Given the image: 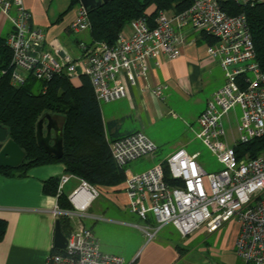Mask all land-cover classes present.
<instances>
[{
    "label": "built area",
    "instance_id": "1",
    "mask_svg": "<svg viewBox=\"0 0 264 264\" xmlns=\"http://www.w3.org/2000/svg\"><path fill=\"white\" fill-rule=\"evenodd\" d=\"M225 1L192 0L179 13L160 11L151 21L134 19L128 24V34L121 32L113 44L81 42L80 55L75 59L61 56L56 42L52 50L43 48L44 30L31 25V14L22 0H0V11L11 24L6 43L11 50L13 85L19 86L28 78L48 82L60 74L72 81L79 67L88 76L99 103L124 98L128 85L147 76L149 58L179 56L181 37L177 30L189 28L213 38L207 52L219 60L224 82L206 100L193 133L221 169L207 172L199 161V152L175 150L143 171L125 173L127 209L139 219L136 226L148 240L168 224L185 237L198 230L211 233L233 219L239 226L235 240L238 258L244 264H264V152L250 158L235 150L240 143L264 136V72L256 58L246 16L228 14L223 8ZM231 1L239 5L249 2ZM69 29L73 33L90 31L89 12L80 2ZM162 90L159 86L153 92L161 99ZM231 111L236 115V128L228 139L223 122L226 118L232 126ZM156 150V143L142 131L110 143L112 157L124 172L129 163L153 156ZM68 178L67 174L60 176L57 194ZM84 192L86 195L77 203ZM98 196L96 187L81 180L69 196L72 209L52 210L58 218L66 216L70 228L64 249L49 253L44 264H126L122 257L100 251L94 233L82 222L84 210Z\"/></svg>",
    "mask_w": 264,
    "mask_h": 264
},
{
    "label": "crops",
    "instance_id": "2",
    "mask_svg": "<svg viewBox=\"0 0 264 264\" xmlns=\"http://www.w3.org/2000/svg\"><path fill=\"white\" fill-rule=\"evenodd\" d=\"M22 3L31 14V25L44 30V49L52 50L56 42L61 56L75 59L80 55L79 44L91 41L90 31L73 33L69 29L76 15L73 0ZM10 30L7 16L0 11V37H6ZM177 31L181 37L179 56L149 58L147 76L128 85L124 98L100 107L103 121L113 123L108 132L113 138L142 131L156 143L155 154L163 152L164 158L180 148L186 150L196 139L193 124L211 93L224 82L219 60L207 52L210 38L189 28ZM128 32L126 26L122 33ZM71 82L80 85V77ZM159 86L163 87L161 99L153 92ZM174 108L180 110L179 115ZM50 115L62 129L58 119ZM178 130V137L170 136ZM188 131L193 138L188 137ZM64 174L61 162L30 167L23 175L0 174V264H44L46 256L57 250L54 228L59 218L52 210L66 209L59 206L58 194L44 192L43 185L49 178L59 179ZM68 176L61 193L69 200L81 180ZM71 178L77 183L66 187ZM103 190L104 198H95L82 217L83 224L97 238L100 251L118 255L126 264H244L235 253L239 232L235 220L211 233L198 230L183 237L175 229L177 233L167 230L148 240L136 226L140 225L139 219L127 209L124 183Z\"/></svg>",
    "mask_w": 264,
    "mask_h": 264
},
{
    "label": "trees",
    "instance_id": "3",
    "mask_svg": "<svg viewBox=\"0 0 264 264\" xmlns=\"http://www.w3.org/2000/svg\"><path fill=\"white\" fill-rule=\"evenodd\" d=\"M192 0H109L89 11L91 41L113 44L128 24L137 18L151 21L160 11L179 13L190 6ZM78 0H73L77 4ZM228 14L243 13L246 16L256 58L264 72V0H249L236 4L223 2ZM7 37V36H6ZM6 37H0V125L25 153L18 167H0V174L23 175L33 166L61 162L67 175L103 190L124 183V170L113 159L110 143L115 140L109 134L113 123H105L100 103L97 101L87 75L81 74L80 85L74 86L65 74L54 76L43 82L39 91L32 90L34 79L28 78L19 86L11 83V50ZM209 37V36H205ZM210 38V44L214 39ZM45 113L61 115L63 155L55 158L38 148L35 132L36 123ZM117 139V138H116ZM236 152L253 158L264 152V136L235 146ZM57 177L44 182L43 191L56 194ZM62 209H72V204L62 193L58 194ZM61 229L67 234L70 220L59 218ZM55 252H59L56 250Z\"/></svg>",
    "mask_w": 264,
    "mask_h": 264
},
{
    "label": "water",
    "instance_id": "4",
    "mask_svg": "<svg viewBox=\"0 0 264 264\" xmlns=\"http://www.w3.org/2000/svg\"><path fill=\"white\" fill-rule=\"evenodd\" d=\"M80 3L90 10L108 2L109 0H79ZM78 76L83 74L79 67L75 69ZM36 144L45 153L55 158L63 155L61 128L50 114L45 113L36 123ZM25 157L24 151L8 137V131L0 125V167L15 168L20 165ZM66 244L65 234L62 232L59 219L55 221L54 247L61 251Z\"/></svg>",
    "mask_w": 264,
    "mask_h": 264
},
{
    "label": "rangeland",
    "instance_id": "5",
    "mask_svg": "<svg viewBox=\"0 0 264 264\" xmlns=\"http://www.w3.org/2000/svg\"><path fill=\"white\" fill-rule=\"evenodd\" d=\"M42 84L43 82L42 81H39V80H35L34 83L32 84V90L34 92H37L41 89L42 87ZM117 101H113V102H108V103H100V107H103V106H108L110 104H113ZM174 113H178V115L180 114L179 113V109H176L174 108ZM237 114V116H239L240 114V110L238 107L235 108L234 110ZM235 112L231 111L229 113V119H231V122H232V126H229L227 124V121H226V118L224 119V126L227 128V131H228V139L231 138V133L233 131H235V128H236V123H235ZM58 121L60 122V125L62 124L63 125V119H62V116L60 115H54ZM171 116V115H170ZM193 127H194V130L196 129L197 125L194 123L193 124ZM180 133V130H178L175 134L174 133H170V136H174L175 135V138L178 137V134ZM188 137L190 138H193V134L191 131H188ZM186 150L188 152H193V151H198L199 152V161L201 162V164L203 165V167L205 168V170L207 172H217L221 169V164L216 160V158L210 154V152L207 150V148L198 140V139H194L193 142L191 143V145L187 146L186 147ZM164 153L163 152H158L156 154H154V156H145V157H142V158H139L133 162H131L127 168H126V172L127 173L126 175L130 174V173H133V172H140V171H143L147 168H149L150 166H152L153 164L157 163V162H160L162 160H164ZM77 183V180L74 179V178H71L70 179V182L66 185V187H68L70 184L72 185H75ZM68 190V189H67ZM106 195V192L104 190H100V193H99V196L97 198V200L99 199H102L104 198V196ZM167 230H172L174 231L175 233H177L175 231V228L171 225V224H168L167 226H165V228L163 229V232L167 231Z\"/></svg>",
    "mask_w": 264,
    "mask_h": 264
},
{
    "label": "bare ground",
    "instance_id": "6",
    "mask_svg": "<svg viewBox=\"0 0 264 264\" xmlns=\"http://www.w3.org/2000/svg\"><path fill=\"white\" fill-rule=\"evenodd\" d=\"M85 195H86L85 192L82 193V194L79 196V198H78V200H77V203H78V201H81Z\"/></svg>",
    "mask_w": 264,
    "mask_h": 264
}]
</instances>
